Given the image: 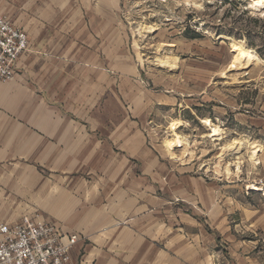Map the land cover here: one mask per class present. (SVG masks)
<instances>
[{
  "label": "crops",
  "instance_id": "1",
  "mask_svg": "<svg viewBox=\"0 0 264 264\" xmlns=\"http://www.w3.org/2000/svg\"><path fill=\"white\" fill-rule=\"evenodd\" d=\"M120 7L0 0L30 43L0 82V224L77 234L68 264H264L262 199L160 153L121 94Z\"/></svg>",
  "mask_w": 264,
  "mask_h": 264
},
{
  "label": "rangeland",
  "instance_id": "2",
  "mask_svg": "<svg viewBox=\"0 0 264 264\" xmlns=\"http://www.w3.org/2000/svg\"><path fill=\"white\" fill-rule=\"evenodd\" d=\"M250 3L121 0L120 90L150 109L160 153L195 169L210 163L218 178L252 188L246 198L255 206L264 203V187L253 188L264 177V14ZM233 39L260 61L231 50ZM175 135L185 142L174 145Z\"/></svg>",
  "mask_w": 264,
  "mask_h": 264
},
{
  "label": "built area",
  "instance_id": "3",
  "mask_svg": "<svg viewBox=\"0 0 264 264\" xmlns=\"http://www.w3.org/2000/svg\"><path fill=\"white\" fill-rule=\"evenodd\" d=\"M29 49L27 33L0 13V82L14 76L18 57ZM253 183V188L261 190L264 177ZM77 241V234L63 233L38 216L24 215L14 223L0 224V264H68Z\"/></svg>",
  "mask_w": 264,
  "mask_h": 264
},
{
  "label": "bare ground",
  "instance_id": "4",
  "mask_svg": "<svg viewBox=\"0 0 264 264\" xmlns=\"http://www.w3.org/2000/svg\"><path fill=\"white\" fill-rule=\"evenodd\" d=\"M250 7L251 9L253 8L254 10H256L255 12H261L264 14V0H251L250 3ZM254 12V11H253ZM262 14V15H263ZM247 44V43H246ZM250 46V45H249ZM231 50L233 51H237L241 54H243L246 58H248L249 60H251L252 63H257L258 61H260L259 57L257 56L256 52H254L252 49H250L249 47H247L243 41L241 40H232L231 43ZM263 60V59H261ZM174 145L177 144H182L185 142L184 139L180 138L178 135L174 136ZM238 144V143H237ZM173 145V144H172ZM228 146V145H227ZM237 147V146H236ZM235 148V147H234ZM231 149V148H230ZM233 149V148H232ZM238 150V148L236 149ZM234 150V151H236ZM240 150V149H239ZM238 150V151H239ZM228 151L227 148H225L224 152ZM231 151V150H230ZM229 152V151H228Z\"/></svg>",
  "mask_w": 264,
  "mask_h": 264
}]
</instances>
